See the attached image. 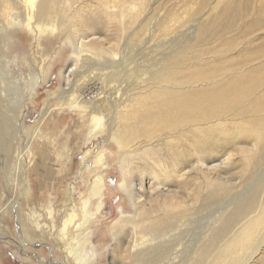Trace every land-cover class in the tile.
Wrapping results in <instances>:
<instances>
[{
	"label": "bare ground",
	"instance_id": "6f19581e",
	"mask_svg": "<svg viewBox=\"0 0 264 264\" xmlns=\"http://www.w3.org/2000/svg\"><path fill=\"white\" fill-rule=\"evenodd\" d=\"M67 1L22 0L26 10L22 16L15 12L14 0H2L6 5L0 10V33L9 51L10 39H13L9 34L19 26H24L33 35H42L50 27L61 31L65 26V35L72 42L74 39L69 32L73 30L80 43L76 41L79 45L72 49L69 67L61 71L65 86L64 91L57 94L61 98L74 95L77 106H81L85 101L79 98V90L71 77L78 64L82 60H93L90 67H94V71L83 76L85 81L94 75L114 77L116 71H110V74L104 71L109 67L106 62L95 60L117 54V50L105 46L103 36L113 38L111 40L117 47L121 29L125 30L124 25L136 21L141 7L132 3L136 8L128 17L127 0H98L102 15L86 14L82 26L75 21L69 24L74 15L67 12ZM219 2H202L195 12L199 16L194 19L196 23L192 25L190 38L160 58L154 65L155 70L151 69L152 78L161 92V105H146L147 116L139 114L138 118L134 116L137 110L130 108L133 105H109L112 109L109 115L103 113L102 106L92 108L95 122L107 124V131L113 133L123 148L119 153L122 159L121 187L130 203L128 210L121 208L120 218L113 223L110 234L116 246L110 251L135 264H181L179 255L170 253L168 256L163 234L169 231L188 234L191 223L185 218L196 207V204L191 205L193 201H205L206 206L210 205L207 204L212 196V191L207 192L209 187L214 182L223 181L222 171L235 168L239 163L243 171L261 169V172L243 196L225 210H219L217 218L208 219L202 225L203 240L211 237L208 239L211 245L203 247L205 243H202L201 249L194 251L196 256H190L188 264H264V37L262 45L255 44L259 40L258 33L264 31V0ZM112 4L119 6L120 10L112 11ZM207 7V12L201 14ZM106 19L112 22L108 24ZM134 34L137 36L136 32ZM120 63L115 61L112 66ZM136 69L137 81L132 93L135 97L143 94V68L137 66ZM40 83L39 75L32 77L30 94ZM85 83L81 81L78 85L82 89ZM129 87L124 88V94L131 92ZM6 91L5 80H0V152L3 156L10 153L7 141L17 139L21 120L16 108L23 102L21 96L10 99ZM3 97H6L5 101ZM49 112L46 107L42 114L45 116ZM139 123L143 126L140 127ZM103 160L104 152H99L93 170L104 168L102 164L107 162L103 163ZM17 166L22 168L20 157ZM94 174L89 178V195L83 200L82 216L77 208L71 212L65 209L57 236L76 264H94L95 257L93 253L88 255L87 249L92 245L91 236L97 227L94 207L100 213L106 204L104 178ZM184 190L186 195L182 194ZM12 200L10 204L16 207ZM47 210L54 229L58 217L55 219L51 205ZM177 216L178 222H172ZM38 217L32 214V218ZM52 234L54 236V232ZM166 256L168 259L163 261Z\"/></svg>",
	"mask_w": 264,
	"mask_h": 264
},
{
	"label": "rangeland",
	"instance_id": "374dc122",
	"mask_svg": "<svg viewBox=\"0 0 264 264\" xmlns=\"http://www.w3.org/2000/svg\"><path fill=\"white\" fill-rule=\"evenodd\" d=\"M89 1H67L66 10L70 16L74 15L70 18L69 24L75 21L83 26L86 14H89L87 16L102 15L103 9L99 1ZM204 1L206 0H127L126 6L129 7L127 16L130 17L136 8L132 3H137L141 7L139 17L129 25L123 21L127 25L123 26L125 30L120 31L122 35L117 47L114 40H111L113 38L103 36L105 46L113 51L117 50L115 57L107 55L95 59L109 65L105 68V72L110 74V71H116L117 74L114 77L94 75L89 81H85V74L94 71V67H90L93 60L87 59L78 64L75 75L71 76L79 90V98L85 101L80 104L81 106H77V98L74 95L61 98L57 94L64 91L65 86L61 71L69 67L72 49L80 43L75 38L73 30L69 32L74 39L72 42L65 35L67 30L65 26H62L61 31L59 28L54 30L55 28L50 27L42 35H33L24 26H19L9 34L10 38L13 37L10 43L8 42L9 51L0 33V80H5L7 97L14 100L21 96V102L23 101L16 108V114L21 120L17 139L13 142H10L11 139L7 141L10 153L7 152L6 156H3L0 152V208L4 207L0 212V264H76L73 255L68 253L57 236L65 218V209L71 212L73 208H77L79 215L82 216L83 203L89 195V178L94 173L95 176L104 178L106 204L100 213L93 206L96 210L93 211L96 213L94 217L97 227L91 236L93 247L87 246L88 255L93 253L94 264H115L117 259L116 264L136 263L132 260H124L120 257L121 254L114 255L110 251L116 246L115 239L110 234L113 223L120 218L122 209L130 208V203L127 193L121 187L122 159L119 153L123 148L114 139L113 133L107 131V124L101 125L95 122L92 108L102 106L103 113L109 115L112 111L109 105H133L130 108L138 111V113L135 111L134 115L138 118L139 114L147 116L146 105H161L159 99L161 92L152 78L151 69L155 70L154 65L160 61V58L190 38L192 25L196 23L194 19L199 16H196L195 12ZM15 2V12L25 16L26 10L24 4H21L22 0H14ZM129 2L134 7L131 4L129 6ZM5 5L1 0L0 10ZM113 5L110 9L114 8L112 11L118 12L119 6ZM207 10L208 7L201 14L206 13ZM55 14L60 17L58 12ZM100 19L102 22V18ZM118 19L122 20L120 17ZM56 21L58 22V19ZM105 21L108 24L112 22L111 19ZM134 32L137 36H133ZM258 35L260 36L255 43L256 46L263 44L264 31L259 32ZM115 61L117 63L121 61L120 65L124 64L112 66ZM137 66L143 68L141 98L139 95L136 97L132 95L137 81L135 78ZM35 75L40 76L41 83L34 93L30 94V81ZM81 81L86 82L82 89L81 85H78ZM128 86L131 92L129 94L127 91L124 94V88ZM119 89L122 91L119 92ZM5 100L6 97H3V101ZM46 107L50 112L44 116L42 113ZM142 124L139 123V126H143ZM99 152H104L103 163H107L102 164L104 168L93 170L94 160ZM18 157L22 167L20 169L17 166ZM241 167L239 163L235 168L221 172L223 181L214 182L209 187V191L207 190L209 193L212 191V196L207 202L210 205L206 206L205 201L203 203L193 201L191 205L196 204V207H193L194 209L185 218L191 223V231L188 234L176 231L163 234L168 256L170 253L172 256L173 253L177 254L180 260L182 259L181 264H188L190 258L196 256L195 249L198 251L204 243L203 247H207L206 244L208 247L211 245L210 242L208 243L211 237H207L206 241L203 240L202 225L206 224L208 219L217 218L219 210H225L239 196H243L250 184L258 177L257 174L261 172L259 171L261 169L247 172ZM185 192L187 191L184 190L182 194L186 195ZM11 198L16 203V207L10 204ZM48 205L53 207L55 219L58 217L54 229L51 224L52 219L48 218ZM33 213L39 217L32 218ZM174 221L178 222V216L172 220ZM187 250L194 253L190 251L188 256ZM166 258L167 256L163 261Z\"/></svg>",
	"mask_w": 264,
	"mask_h": 264
}]
</instances>
